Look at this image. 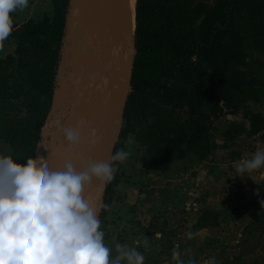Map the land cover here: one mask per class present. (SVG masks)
I'll use <instances>...</instances> for the list:
<instances>
[{
    "label": "trees",
    "instance_id": "16d2710c",
    "mask_svg": "<svg viewBox=\"0 0 264 264\" xmlns=\"http://www.w3.org/2000/svg\"><path fill=\"white\" fill-rule=\"evenodd\" d=\"M51 1L54 14L37 21L19 25L13 13L17 50L0 59V140L22 164L37 155L58 86L71 0ZM136 1L131 90L115 152L130 134L142 145L202 143L215 119L237 114L263 90L249 61L264 56V0ZM247 116L258 132L262 116ZM119 166L102 217L117 194Z\"/></svg>",
    "mask_w": 264,
    "mask_h": 264
},
{
    "label": "rangeland",
    "instance_id": "374dc122",
    "mask_svg": "<svg viewBox=\"0 0 264 264\" xmlns=\"http://www.w3.org/2000/svg\"><path fill=\"white\" fill-rule=\"evenodd\" d=\"M50 6L52 16L51 0ZM73 27L71 7L56 94L71 71L69 46ZM16 50V41L10 35L0 50V59L15 55ZM249 62L250 72L259 85H263V90L257 100L241 104L237 114L215 119L202 143L186 141L174 146L153 138L142 145L133 134H130L134 137L133 144L126 138L124 150H136L138 171L145 178V189L141 194L143 200L126 215L111 220L109 208L105 217L100 213L105 243L112 249L113 256L116 255L115 245L120 243L136 247L144 254L145 264H175L174 254L185 264L189 261L192 264H264V169L257 170L252 178L237 176L239 161L250 158L258 148L264 149V56L257 54ZM130 79L120 106L122 118L131 90ZM71 86L72 90L74 84ZM70 108L68 99L49 125L56 122L58 127L57 121L63 124ZM250 111L263 118L258 132L252 131L247 116ZM47 127L43 129L41 143ZM121 132L122 127L120 136ZM12 153L11 145L0 140V155L12 157ZM207 212H212L206 221L208 225L202 223L203 228L198 229L199 220Z\"/></svg>",
    "mask_w": 264,
    "mask_h": 264
},
{
    "label": "clouds",
    "instance_id": "9594fccd",
    "mask_svg": "<svg viewBox=\"0 0 264 264\" xmlns=\"http://www.w3.org/2000/svg\"><path fill=\"white\" fill-rule=\"evenodd\" d=\"M29 3L0 0V50L13 32V13ZM103 83L107 86V79ZM57 124L68 145L61 167H51L45 155L30 157L24 164L0 155V264H145L144 254L126 244L117 243L112 255L101 227L104 206L85 195L94 180L111 183L117 165L126 162L129 153L121 149L106 162L89 160L77 168L72 158L82 144L96 143L97 132L83 135L89 127L83 118L71 128ZM261 169L264 149L258 148L239 161L237 176L252 178ZM173 260L185 264L176 254Z\"/></svg>",
    "mask_w": 264,
    "mask_h": 264
},
{
    "label": "water",
    "instance_id": "95a60500",
    "mask_svg": "<svg viewBox=\"0 0 264 264\" xmlns=\"http://www.w3.org/2000/svg\"><path fill=\"white\" fill-rule=\"evenodd\" d=\"M71 7L74 11L69 49L71 71L55 94L45 127L52 122L60 106L65 107L70 99L71 108L63 126L75 127L83 118L89 122V127L82 134L90 136L93 129L97 132L96 143L89 141L82 144L72 158L76 167L80 168L89 160L108 161L118 145L122 114L114 121L110 119L119 109L117 84L125 45L119 28V0H71ZM105 79L107 86L103 83ZM72 83L74 86L71 90ZM57 135L61 148L55 155L53 168L63 165L68 147L61 129ZM105 188V185L94 180L86 187L85 195L101 204Z\"/></svg>",
    "mask_w": 264,
    "mask_h": 264
},
{
    "label": "crops",
    "instance_id": "0c3cea01",
    "mask_svg": "<svg viewBox=\"0 0 264 264\" xmlns=\"http://www.w3.org/2000/svg\"><path fill=\"white\" fill-rule=\"evenodd\" d=\"M50 0H30L29 7L15 13L18 24H24L29 20H39L46 14H51ZM130 144L134 143L133 135L128 136ZM129 158L119 166V182L117 194L109 207V217L119 218L130 212L131 207L143 200L142 191L145 189L144 176L138 171L136 150L128 151Z\"/></svg>",
    "mask_w": 264,
    "mask_h": 264
},
{
    "label": "bare ground",
    "instance_id": "6f19581e",
    "mask_svg": "<svg viewBox=\"0 0 264 264\" xmlns=\"http://www.w3.org/2000/svg\"><path fill=\"white\" fill-rule=\"evenodd\" d=\"M120 1V20L119 28L122 33V39L124 40L125 52L122 60V69L119 75L117 84L119 109L111 115L110 121H114L119 113L120 106L122 105L125 89L127 88V82L131 77L133 57H134V33H135V4L136 0H119ZM70 24V23H69ZM69 39V38H68ZM67 39V40H68ZM67 47V46H65ZM70 47V46H69ZM65 50H67L65 48ZM65 53V52H64ZM64 61V60H63ZM66 62V60H65ZM65 62L62 65V69L65 67ZM61 69V70H62ZM129 84V82H128ZM129 89V88H128ZM127 92V91H126ZM128 93V92H127ZM62 110V109H61ZM59 127V126H58ZM57 125L51 124L47 127L44 133V142L39 145L37 155L47 156L48 163L51 167L54 164V158L58 150L61 148L58 143ZM43 141V140H42Z\"/></svg>",
    "mask_w": 264,
    "mask_h": 264
}]
</instances>
